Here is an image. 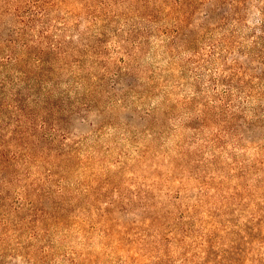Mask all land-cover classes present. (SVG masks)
Returning a JSON list of instances; mask_svg holds the SVG:
<instances>
[{
    "label": "rangeland",
    "instance_id": "374dc122",
    "mask_svg": "<svg viewBox=\"0 0 264 264\" xmlns=\"http://www.w3.org/2000/svg\"><path fill=\"white\" fill-rule=\"evenodd\" d=\"M146 1L0 0V80L28 59L16 6L47 21L34 50L63 109L11 148L31 158L0 200V264H264V99L237 89L264 82L261 4L180 24Z\"/></svg>",
    "mask_w": 264,
    "mask_h": 264
},
{
    "label": "trees",
    "instance_id": "16d2710c",
    "mask_svg": "<svg viewBox=\"0 0 264 264\" xmlns=\"http://www.w3.org/2000/svg\"><path fill=\"white\" fill-rule=\"evenodd\" d=\"M148 0L144 2L148 8L155 9L156 7H164V10H168L166 16L174 14L175 19L180 24L190 23L193 16L199 8H203V14L206 16V20L210 19V22L219 21L224 25L225 23L229 24H238L242 23L245 20L246 13L251 7L252 0ZM261 4L260 12L264 18V0H256ZM166 6H164V5ZM143 7V3L140 4ZM14 14L20 19V35L23 38L24 49L26 50V67L16 69L18 74H13L6 78L5 80H0V100L4 97L11 99L10 105L7 108V112L15 119L12 124L13 128H10L6 132L2 130L4 124L3 115L0 113V195H3L0 200H8L9 189L14 182L22 181L28 175V162L31 157L26 155L23 157L18 152L11 150L16 144L20 142H28L31 140L38 132L36 129V121L41 120L43 125L48 123H55L56 125H61V120H58L63 109L60 106L58 101V92H57V80L56 75L59 74L58 70H52L47 68V65L53 63V60L50 58L44 59L42 57V51L34 50V45L41 47L43 42L46 44L50 41L46 39L45 33L43 30L47 21L45 18H41L34 14H29L24 16L18 7H13ZM176 13H179L176 15ZM179 15V17H178ZM40 24V29L34 28V24ZM223 28V27H222ZM263 29H264V20H263ZM30 40L25 38L31 37ZM38 36V39L35 40L33 37ZM192 41L191 38H187V42ZM258 52L251 53L252 56L259 57L258 60H261V64L264 65V39L261 42H257ZM57 48H60V42L53 43ZM12 62L7 64H12V68L21 64L23 58L21 56L13 57L9 56ZM6 59V58H5ZM36 61L38 67L36 70H31L32 62ZM35 63V62H34ZM54 66V64H52ZM242 69H238L239 73L245 75L249 78H253L249 74V71L246 70L243 66ZM254 76L255 87L250 84V80L246 81L242 77L238 76V81L244 83L241 86H238L237 89L242 92H249V97L256 96L258 93L259 99H264V82L257 83V79H260V76ZM9 80V82H8ZM258 87L257 89H255ZM259 91V92H258ZM255 93V94H254ZM1 104V103H0ZM240 110L244 111L242 106H238ZM6 118H8L6 116ZM235 119V124H237V118ZM210 121V119H209ZM211 122V121H210ZM228 123V120H223L221 124ZM29 125V126H26ZM35 127L37 132L33 131ZM8 137V138H7ZM236 139L239 143V137L236 134ZM218 141V140H217ZM25 148H21L20 152L25 151ZM25 196L27 195L26 189L23 191ZM27 197V196H26Z\"/></svg>",
    "mask_w": 264,
    "mask_h": 264
}]
</instances>
